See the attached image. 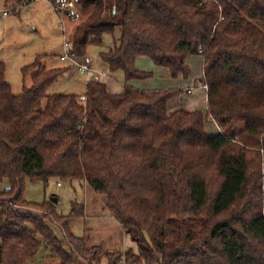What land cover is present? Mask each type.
<instances>
[{
  "label": "trees",
  "instance_id": "1",
  "mask_svg": "<svg viewBox=\"0 0 264 264\" xmlns=\"http://www.w3.org/2000/svg\"><path fill=\"white\" fill-rule=\"evenodd\" d=\"M33 1L0 4L15 11ZM48 1L80 20L76 57L121 28L100 57L124 73V88L90 80L84 94H48L63 69L38 56L22 69L31 86L16 94L0 58V264H27L44 243L58 264L101 262L102 246L71 230L83 203L64 215L53 200L25 199L26 179L51 178L85 181L107 197L137 246L105 251L108 264H264V0ZM69 1L74 8H63ZM194 55L203 57L206 112H168L189 88L130 83L154 77L138 69L140 56L188 78ZM210 118L221 131H207Z\"/></svg>",
  "mask_w": 264,
  "mask_h": 264
},
{
  "label": "rangeland",
  "instance_id": "2",
  "mask_svg": "<svg viewBox=\"0 0 264 264\" xmlns=\"http://www.w3.org/2000/svg\"><path fill=\"white\" fill-rule=\"evenodd\" d=\"M47 2V0H36L20 9L15 11L11 9L8 12V33L5 40L0 36V57L6 64V79L13 92L19 94L25 87L31 86V76L24 75L22 69L34 62L38 56L49 68L63 69L58 80L48 87V94H84L88 74L82 73L80 66L87 60H89L87 63L91 68L98 71L107 70L108 76L116 77L115 84L121 88L124 82V73L122 71L111 72L108 65L100 57L101 52L110 51L118 45L121 28L117 26L113 34L106 33L101 43L89 44L85 58L73 56L71 53L73 35L80 24V20L68 14L67 11L53 10ZM3 8L4 5L1 2L0 18ZM66 42L69 44L68 46L65 45ZM143 59L147 61L143 70L158 74L156 79L158 80L161 74L158 69H164L155 65L147 56ZM190 63L192 74L189 83H192L196 88L191 94L192 97L196 98V105H202L204 103L202 95L205 92L201 82L203 77L202 58L195 57L194 60L191 59ZM157 82L159 83L161 80ZM173 85L179 86L180 84L174 82ZM114 87L117 89L115 85ZM179 97L175 100L180 102L181 98L184 97ZM169 110L171 111L170 106ZM212 121L210 118L207 123L215 127ZM208 131L218 132L212 127H208ZM4 188L5 184L0 185V190ZM24 197L37 203L57 198L56 210L64 215L71 212L73 202L83 203L85 216L81 219H75L71 225V230L77 237L88 236L89 245L102 246L103 258L99 264H108L107 257L104 255L105 251L120 250L124 252L129 248H136L122 225L109 212L106 206L107 197L95 192L85 181L79 179L61 181L57 178H51L47 183H44L26 179ZM48 224L60 239L64 238L57 225L49 221ZM58 262V259L53 257L51 248L44 243L38 254L30 259L27 264H58Z\"/></svg>",
  "mask_w": 264,
  "mask_h": 264
},
{
  "label": "crops",
  "instance_id": "3",
  "mask_svg": "<svg viewBox=\"0 0 264 264\" xmlns=\"http://www.w3.org/2000/svg\"><path fill=\"white\" fill-rule=\"evenodd\" d=\"M47 3L51 6V8L53 10L56 11V9L53 7V5L49 1ZM8 18H9V14H6V15L2 14V16L0 18V36H1V38L3 40L6 39L7 33H8ZM71 53H72V51H71ZM143 57H145V56H140L136 60V65H137L138 69H140V70H143V68L145 67V64H147V61H145L143 59ZM195 57H201L202 58V67H203V57H202V55H194V56L188 57L187 60H186L187 64L191 67L190 61H191V59L194 60ZM87 61H89V60H87ZM87 61H86V63H87ZM44 65L47 68H49L46 64H44ZM162 68L164 70L158 69V71L161 73L160 74V78L158 80H156L158 74L156 75L153 72L154 73V77L153 78L146 79V80H132V81H130V83L132 85H134L135 87L140 88V89H167V88H184V89H187L190 86L191 87L190 88L191 89L190 92L182 94L181 96L184 97V98H181L180 102L175 100V99H179L180 97H175V98L171 99L168 102V112H173V111L181 109V108L186 109V110H190V111H194V110H200V111H203V112L207 111V109H208V100H207L208 91H207V88L205 87V85H203V88H205V92L202 95V97L204 99V103L202 105H196L197 104L196 98L192 97L193 95L191 93L194 90H196V88H194L193 84L189 83L191 81L190 76L192 74V71H191V74H190V76L188 78H185L182 74H180L177 78H173L171 76V74H170L168 69H166L164 67H162ZM191 70H192V67H191ZM145 71H147V70H145ZM99 72H104L105 73L101 77L100 81L106 83V85L108 86L109 90L112 93H120V92L123 91L124 83H122L121 88H120L119 86H117L115 84V81H116L117 78L114 77V76H108L107 75V72H108L107 70L103 69V70H100ZM162 74H164V75H162ZM202 75H203V73H202ZM160 80H161V82L158 83L157 81H160ZM87 81H90V75H88V77L86 79V82ZM174 82H177L180 85L179 86L178 85H173ZM114 85L117 87V89H115ZM174 86H177V87H174ZM200 86H202V84H200ZM114 90H116V91H114ZM183 95H185V96H183ZM169 106L171 108V111L169 110ZM208 121H210V120H208ZM207 122H206L207 131H208V127H210V128L212 127L214 130H218V132L221 131L220 125L215 120L212 121L214 123L215 127H213L211 125H208ZM128 236H130V235H128ZM135 247L137 248L136 244H135ZM136 248H133V249H136Z\"/></svg>",
  "mask_w": 264,
  "mask_h": 264
},
{
  "label": "built area",
  "instance_id": "4",
  "mask_svg": "<svg viewBox=\"0 0 264 264\" xmlns=\"http://www.w3.org/2000/svg\"><path fill=\"white\" fill-rule=\"evenodd\" d=\"M34 1H36V0H34ZM74 6H75V3L73 1H69V2H67V3H65L63 5V8H74ZM57 10L58 9H56V11ZM9 11H11V9L3 8L2 14L3 15H6V14H8ZM65 45L68 46L69 44L66 42ZM72 55H73V53H72ZM80 69H81V72L87 73L88 75H90V80L100 81L101 80V77L105 74L104 72H99V71L91 68L88 65V63H86V62H84V63L81 64ZM205 87L207 88V86H205ZM80 100L83 101V102H86L87 98H86L85 95H82V96H80ZM123 260H124V258L121 260V263H123Z\"/></svg>",
  "mask_w": 264,
  "mask_h": 264
},
{
  "label": "water",
  "instance_id": "5",
  "mask_svg": "<svg viewBox=\"0 0 264 264\" xmlns=\"http://www.w3.org/2000/svg\"><path fill=\"white\" fill-rule=\"evenodd\" d=\"M7 189H9V188H7ZM52 200H53L54 202H57V201H58L57 198H53Z\"/></svg>",
  "mask_w": 264,
  "mask_h": 264
}]
</instances>
